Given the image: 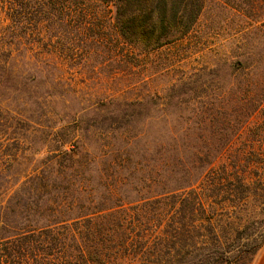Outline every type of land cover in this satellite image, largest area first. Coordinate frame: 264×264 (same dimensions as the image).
I'll return each mask as SVG.
<instances>
[{
  "label": "trees",
  "instance_id": "1",
  "mask_svg": "<svg viewBox=\"0 0 264 264\" xmlns=\"http://www.w3.org/2000/svg\"><path fill=\"white\" fill-rule=\"evenodd\" d=\"M90 1L113 5L121 53L133 59L185 40H195L186 53H198L204 15L214 23L220 10L250 19L254 33L243 34L242 44L225 50L209 72L192 69L159 93L125 103L130 111L106 112L104 121L123 119L110 126L122 135L135 115L156 125L151 167L144 166L149 172H131L141 185L137 193L145 189L150 196H124L133 181L127 172H74L84 171L75 166L78 140L71 143L60 128L54 155L70 165L13 182L16 188L6 191L0 264H210L186 262L188 248L206 234L219 242L217 233L233 226L249 198L264 201V7L253 0L240 6L235 0H0L6 21L0 52L31 33L58 41L56 28L71 16L78 18L77 32L86 30L79 5ZM148 107L155 115L144 112ZM75 133L83 135L80 128L69 132ZM94 185L104 196L86 191ZM92 201L96 208L89 212ZM224 217L234 220L226 224ZM263 243L264 235L245 243L248 261Z\"/></svg>",
  "mask_w": 264,
  "mask_h": 264
},
{
  "label": "rangeland",
  "instance_id": "2",
  "mask_svg": "<svg viewBox=\"0 0 264 264\" xmlns=\"http://www.w3.org/2000/svg\"><path fill=\"white\" fill-rule=\"evenodd\" d=\"M253 1L264 7V0ZM242 2L235 0L234 4L240 6ZM79 6L85 14L79 17L86 30L77 32L78 18L71 16L56 28L58 41L54 37L50 41L47 35L38 39L31 33L26 39L11 40V50L0 52V206L8 198L6 191L16 188L13 182L26 181L43 170L65 172L70 161L54 155L62 140L56 134L60 128L71 143L78 140L80 158L75 166L84 171L74 172H127L130 177L131 172H149L144 166L151 167L156 125L150 118L135 115L124 125L129 129L122 135V131L111 132L110 126L113 129L124 124L123 119L104 121L106 112L130 111L125 103L159 93L192 69L206 68L209 72L225 50L229 53L242 44L243 34L249 31L250 39L254 33L250 19L239 20L232 14L227 18V13L220 10L222 20L214 23L210 21L212 15H204L198 53L187 54L195 40H185L133 59L121 53L125 50L114 27L112 4L90 1ZM0 21L1 33L6 21L1 17ZM258 29L262 31L263 26ZM144 112L155 115L149 107ZM253 121L260 118L254 117ZM74 128H80L83 135L75 133L71 137L69 132ZM131 179L124 189L126 198L150 196L145 189L137 193L141 185L136 178ZM96 188L89 186L86 191L104 196V190ZM247 202L242 206V216L235 220L224 217L223 223L234 222L217 233L219 242L206 234L202 244L188 248L185 261L202 258L210 264H255L264 243L250 261L245 243L264 235V201L258 197ZM96 203L91 202L89 212Z\"/></svg>",
  "mask_w": 264,
  "mask_h": 264
},
{
  "label": "crops",
  "instance_id": "3",
  "mask_svg": "<svg viewBox=\"0 0 264 264\" xmlns=\"http://www.w3.org/2000/svg\"><path fill=\"white\" fill-rule=\"evenodd\" d=\"M255 264H264V246L260 250L257 259L255 261Z\"/></svg>",
  "mask_w": 264,
  "mask_h": 264
}]
</instances>
